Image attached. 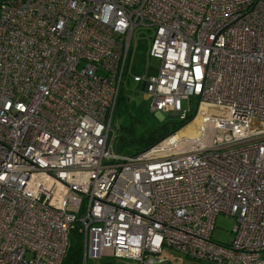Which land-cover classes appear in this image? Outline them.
Segmentation results:
<instances>
[{"label": "built area", "instance_id": "1", "mask_svg": "<svg viewBox=\"0 0 264 264\" xmlns=\"http://www.w3.org/2000/svg\"><path fill=\"white\" fill-rule=\"evenodd\" d=\"M130 78L198 135L115 152ZM73 230L81 264H264V0H0V264H61Z\"/></svg>", "mask_w": 264, "mask_h": 264}, {"label": "rangeland", "instance_id": "2", "mask_svg": "<svg viewBox=\"0 0 264 264\" xmlns=\"http://www.w3.org/2000/svg\"><path fill=\"white\" fill-rule=\"evenodd\" d=\"M149 34L143 33L136 45V50L131 60V73H136L147 78L155 76L157 74V68L159 61L153 58H147ZM144 90L140 84L134 82L131 78L125 79L122 86V97L119 100L117 109L115 112L114 126L127 125L130 122V118L134 119L136 124V132L138 134L146 131L147 129H154L162 123L163 120L171 121L179 118H171L167 112L162 114H152L149 112V102L143 97ZM187 102L182 101V109L180 118H183L187 110ZM195 105L191 104V113H194ZM193 121L192 117L188 122L182 126L179 125L175 132H178L185 125L190 124ZM174 133V132H173ZM172 134V133H171ZM235 225V218L233 216H224L219 214L214 221V230L212 237L219 242H229L233 236L232 230ZM77 241L73 233L69 236V242L75 244ZM168 257L161 264H206L196 259H192L182 255L181 253L167 249ZM87 264H137L129 259H115L112 257L89 259Z\"/></svg>", "mask_w": 264, "mask_h": 264}, {"label": "trees", "instance_id": "3", "mask_svg": "<svg viewBox=\"0 0 264 264\" xmlns=\"http://www.w3.org/2000/svg\"><path fill=\"white\" fill-rule=\"evenodd\" d=\"M122 95L120 96L121 99ZM119 99V100H120ZM119 103V102H118ZM193 113L185 115L183 118H179L176 121H165L163 120L160 125H158L154 129H147L146 131L138 134L136 132L135 120L130 118V122L127 125H119L114 126V146L113 149L118 153H139L144 151L157 143L162 138L167 135L175 132L177 128L186 123L191 117ZM178 126V127H177ZM73 234L75 235L77 241L73 245L69 243L66 254L62 260L61 264H81L82 253H83V237L81 234L77 232V230H73Z\"/></svg>", "mask_w": 264, "mask_h": 264}, {"label": "bare ground", "instance_id": "4", "mask_svg": "<svg viewBox=\"0 0 264 264\" xmlns=\"http://www.w3.org/2000/svg\"><path fill=\"white\" fill-rule=\"evenodd\" d=\"M202 109H206V107ZM200 119H201L200 114L195 116L193 121L190 124L185 125L182 129L176 132L175 138L196 137L199 133L198 128L201 124Z\"/></svg>", "mask_w": 264, "mask_h": 264}, {"label": "water", "instance_id": "5", "mask_svg": "<svg viewBox=\"0 0 264 264\" xmlns=\"http://www.w3.org/2000/svg\"><path fill=\"white\" fill-rule=\"evenodd\" d=\"M169 115L171 116V118H178L179 117L178 113H171Z\"/></svg>", "mask_w": 264, "mask_h": 264}]
</instances>
